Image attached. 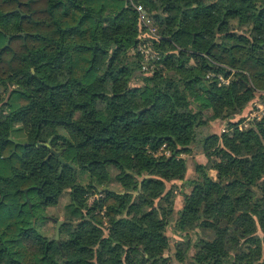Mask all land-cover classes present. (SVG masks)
Masks as SVG:
<instances>
[{
    "label": "trees",
    "instance_id": "trees-1",
    "mask_svg": "<svg viewBox=\"0 0 264 264\" xmlns=\"http://www.w3.org/2000/svg\"><path fill=\"white\" fill-rule=\"evenodd\" d=\"M133 1L161 37L150 75L128 0H0V264H264V117L237 129L264 0ZM83 183L97 197L40 232Z\"/></svg>",
    "mask_w": 264,
    "mask_h": 264
},
{
    "label": "rangeland",
    "instance_id": "rangeland-1",
    "mask_svg": "<svg viewBox=\"0 0 264 264\" xmlns=\"http://www.w3.org/2000/svg\"><path fill=\"white\" fill-rule=\"evenodd\" d=\"M256 99H260L259 94L257 95ZM248 108L249 106L247 107V110L245 109V111L242 113L240 117L242 118L244 117V115L249 110ZM210 131L215 132V133L220 132V125L218 123L211 124ZM13 138L15 139L14 141L18 143H20L19 141H24V136L21 132H16L13 135ZM182 157L186 160V165H187V174H186L185 181H184V183L187 185V184H190L191 181L196 179L194 165L196 163L204 164L205 158L201 154H194L193 158H191L188 155H183ZM69 192L70 191L68 190L61 195V197L59 198L58 204L56 206L50 207L47 210H45L44 214L47 215L49 219L53 220V222L48 221L47 223H45L41 229L39 228L40 232L50 237L55 235V238H56L57 223L63 222L64 219H74L80 216V211H78L77 208L79 206H88L93 201V199L97 197V196H94L91 191L86 192L84 183L82 184L81 189L75 193L74 200H72ZM180 207H181V201H180V198H177V201L175 202L176 211ZM58 232H59V229H58ZM166 234L172 239L178 238L175 234H173L171 227L167 228ZM58 237H59V233H58Z\"/></svg>",
    "mask_w": 264,
    "mask_h": 264
},
{
    "label": "built area",
    "instance_id": "built-area-1",
    "mask_svg": "<svg viewBox=\"0 0 264 264\" xmlns=\"http://www.w3.org/2000/svg\"><path fill=\"white\" fill-rule=\"evenodd\" d=\"M136 12L138 13L139 17V24L142 28V32L139 35V42L136 48V51L140 54L142 58L141 63V71L147 75H150L156 63L160 59L159 52L154 48L153 41L160 40L161 37L158 36L156 32V28L152 26L150 18H148L143 11L140 5H136L133 0H128ZM208 78H215V75L208 74ZM220 84H226L228 82L227 79L222 77H218ZM260 99L253 100L249 104V110L243 117V121L237 125L238 130H245L250 123L254 121H259L261 118L264 117V91L260 93Z\"/></svg>",
    "mask_w": 264,
    "mask_h": 264
},
{
    "label": "water",
    "instance_id": "water-1",
    "mask_svg": "<svg viewBox=\"0 0 264 264\" xmlns=\"http://www.w3.org/2000/svg\"><path fill=\"white\" fill-rule=\"evenodd\" d=\"M6 46H8V43L6 44ZM15 144H20V143H18V142H15V141H13ZM38 145H40V146H48L47 144H38ZM53 153V152H52ZM61 223L62 222H58L57 223V226H56V239L58 238V229H59V226L61 225Z\"/></svg>",
    "mask_w": 264,
    "mask_h": 264
},
{
    "label": "crops",
    "instance_id": "crops-1",
    "mask_svg": "<svg viewBox=\"0 0 264 264\" xmlns=\"http://www.w3.org/2000/svg\"><path fill=\"white\" fill-rule=\"evenodd\" d=\"M249 109V108H248ZM246 110H247V108H246Z\"/></svg>",
    "mask_w": 264,
    "mask_h": 264
}]
</instances>
